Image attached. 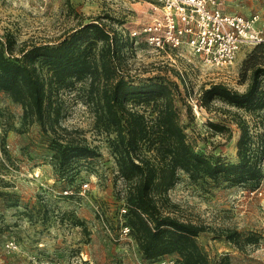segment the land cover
<instances>
[{
  "label": "rangeland",
  "instance_id": "374dc122",
  "mask_svg": "<svg viewBox=\"0 0 264 264\" xmlns=\"http://www.w3.org/2000/svg\"><path fill=\"white\" fill-rule=\"evenodd\" d=\"M217 2L228 15H257L264 29V0ZM156 14L148 3L132 0H0V37H9L15 51L54 45L79 25L98 20L117 38L128 80L178 84L174 100L194 150L237 163V123L246 126L257 148L264 141V106L238 109L214 99L205 109L199 106L200 91L223 84L243 92L251 81L244 62L254 48H242L226 69L208 68L184 48L160 49L145 41L142 28ZM256 56L264 66V53ZM260 85L262 90L263 78ZM87 88V80L75 81L52 97L60 106V126L76 131L97 154L66 170L52 162L51 133L22 120V107L0 92V264H179L175 255L144 260L130 233H121L125 183L108 137L94 127ZM210 124L224 131L217 133ZM259 164L263 177L257 187L221 178L192 181L179 172L176 184L158 201L164 213L210 228L197 242L211 264L224 256L229 264H264V147ZM227 230L240 233L237 243L218 236ZM251 237L256 242H249Z\"/></svg>",
  "mask_w": 264,
  "mask_h": 264
},
{
  "label": "trees",
  "instance_id": "16d2710c",
  "mask_svg": "<svg viewBox=\"0 0 264 264\" xmlns=\"http://www.w3.org/2000/svg\"><path fill=\"white\" fill-rule=\"evenodd\" d=\"M13 45L9 37H0V92L22 107V120H33L43 132L51 133L49 147L55 167L71 169L74 162L97 155L76 131L60 126V106L52 100L60 87L87 80L86 98L93 108L94 127L108 137L118 177L125 183L124 224L142 258L157 261L175 255L179 264H211L197 242L210 228L164 213L158 201L176 184L179 172L192 181L221 178L257 187L263 177L259 161L264 141L254 148L246 126L237 123V163L194 150L174 100L178 84L128 80L118 40L98 20L79 25L58 44H33L17 51ZM253 48L244 62L251 71L247 88L243 92L223 84L201 88L200 107L208 109L214 99L238 109L264 106L260 85L264 66L256 56L264 53V46ZM210 126L217 133L224 131L222 126ZM218 236L237 243L240 233L227 230ZM248 239L256 242V238ZM216 264H229L228 258L221 257Z\"/></svg>",
  "mask_w": 264,
  "mask_h": 264
},
{
  "label": "built area",
  "instance_id": "2783aa9c",
  "mask_svg": "<svg viewBox=\"0 0 264 264\" xmlns=\"http://www.w3.org/2000/svg\"><path fill=\"white\" fill-rule=\"evenodd\" d=\"M132 1L148 3L157 13L142 28L146 42L160 49L184 48L208 68L226 69L233 65L242 48L264 46V29L258 25L257 15L222 13L217 0ZM125 212L122 208L121 213ZM120 229L124 236L130 233L126 225Z\"/></svg>",
  "mask_w": 264,
  "mask_h": 264
}]
</instances>
